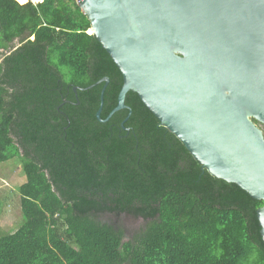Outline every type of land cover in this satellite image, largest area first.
I'll list each match as a JSON object with an SVG mask.
<instances>
[{"label": "trees", "instance_id": "1", "mask_svg": "<svg viewBox=\"0 0 264 264\" xmlns=\"http://www.w3.org/2000/svg\"><path fill=\"white\" fill-rule=\"evenodd\" d=\"M91 26L76 0H0V166L26 176L0 264H264L263 201L212 177L136 93L122 126L129 109L96 117L106 82L74 91L109 78L106 119L123 86ZM106 215L144 227L124 242Z\"/></svg>", "mask_w": 264, "mask_h": 264}, {"label": "water", "instance_id": "2", "mask_svg": "<svg viewBox=\"0 0 264 264\" xmlns=\"http://www.w3.org/2000/svg\"><path fill=\"white\" fill-rule=\"evenodd\" d=\"M123 76L212 177L264 202V0H78ZM34 40V38L32 39ZM264 241V206L258 212Z\"/></svg>", "mask_w": 264, "mask_h": 264}, {"label": "rangeland", "instance_id": "3", "mask_svg": "<svg viewBox=\"0 0 264 264\" xmlns=\"http://www.w3.org/2000/svg\"><path fill=\"white\" fill-rule=\"evenodd\" d=\"M28 1L37 3L38 0ZM0 42H3L1 32ZM20 45L21 41L17 40L12 47L2 48L1 52L3 55L9 54L15 47H19ZM260 127L264 131V126L260 125ZM25 182L26 176L19 159H14L0 166V236L14 233L23 223L24 219L18 190ZM102 222L115 224L119 228H122L125 231L124 242L129 241L134 233L139 232L144 227L142 220L126 215L119 217L106 215L103 217Z\"/></svg>", "mask_w": 264, "mask_h": 264}, {"label": "bare ground", "instance_id": "4", "mask_svg": "<svg viewBox=\"0 0 264 264\" xmlns=\"http://www.w3.org/2000/svg\"><path fill=\"white\" fill-rule=\"evenodd\" d=\"M19 4L24 5L27 4L29 1L28 0H16Z\"/></svg>", "mask_w": 264, "mask_h": 264}, {"label": "flooded vegetation", "instance_id": "5", "mask_svg": "<svg viewBox=\"0 0 264 264\" xmlns=\"http://www.w3.org/2000/svg\"><path fill=\"white\" fill-rule=\"evenodd\" d=\"M125 122H126V119L122 122V126H124ZM127 131H130V128H127Z\"/></svg>", "mask_w": 264, "mask_h": 264}, {"label": "built area", "instance_id": "6", "mask_svg": "<svg viewBox=\"0 0 264 264\" xmlns=\"http://www.w3.org/2000/svg\"><path fill=\"white\" fill-rule=\"evenodd\" d=\"M76 1H78V0H76ZM42 2H43V0H40V1L38 0L37 3H34V2L33 3L38 4V3H42Z\"/></svg>", "mask_w": 264, "mask_h": 264}, {"label": "clouds", "instance_id": "7", "mask_svg": "<svg viewBox=\"0 0 264 264\" xmlns=\"http://www.w3.org/2000/svg\"><path fill=\"white\" fill-rule=\"evenodd\" d=\"M33 2V1H32Z\"/></svg>", "mask_w": 264, "mask_h": 264}]
</instances>
